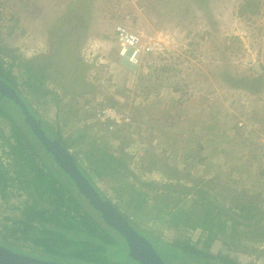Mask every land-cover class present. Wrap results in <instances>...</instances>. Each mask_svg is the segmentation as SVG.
Instances as JSON below:
<instances>
[{
	"label": "rangeland",
	"instance_id": "obj_1",
	"mask_svg": "<svg viewBox=\"0 0 264 264\" xmlns=\"http://www.w3.org/2000/svg\"><path fill=\"white\" fill-rule=\"evenodd\" d=\"M245 1L93 0L78 7L75 18L64 16L72 0H0V57L8 65L12 56L25 62L47 54L49 25L65 17L58 31L59 45L73 62L78 53L84 66L76 61L73 67L70 62L69 83L58 63L62 59L49 60L43 79L48 94H31L29 103L42 121L72 143L68 151L88 174L95 175L87 157L97 149L125 161L128 172L140 182H178L207 190L226 208L254 201L264 210V162L256 147L264 133V0H258V13L241 15ZM118 27L142 37L152 48L150 54L136 64L121 57ZM12 72L22 81L21 69ZM257 77L263 78L262 83L248 84ZM107 106L117 108L129 123L116 130L103 126L96 111ZM0 127L9 132L5 121ZM11 160L0 156L5 165ZM94 181L111 203L135 216L140 229L153 238L166 243L189 239L198 248L202 245L200 230L170 228L166 217L156 220L158 226L152 222L155 207H161L158 197L164 200L166 195L160 189L150 192L146 209L135 215L126 207L127 197L118 198L120 182ZM127 182L128 187L140 189L138 180L129 177ZM14 185L5 199L0 197V245L15 244L29 252L23 255L39 259L43 249L16 240L5 227L10 225L8 218H21L29 198ZM193 200L188 197L179 205L190 208ZM245 235L230 249L225 246L227 237L219 235L213 250L242 263L264 264V243L254 244ZM70 237L100 242L84 229L72 231ZM162 255L166 264H205ZM106 258L109 262L68 260L133 264L127 249L119 255L113 248Z\"/></svg>",
	"mask_w": 264,
	"mask_h": 264
},
{
	"label": "trees",
	"instance_id": "obj_2",
	"mask_svg": "<svg viewBox=\"0 0 264 264\" xmlns=\"http://www.w3.org/2000/svg\"><path fill=\"white\" fill-rule=\"evenodd\" d=\"M90 1L93 0H72L70 12L64 16L76 18L78 7H86L87 2ZM259 6L258 0H246L240 7V14H256ZM62 19L59 23L54 21L49 25L50 49L47 54L39 55L25 62L17 56H12L10 65H6V62L0 57V78L14 89L19 99L24 102L46 134L68 150L72 143L68 144L62 138L60 130L54 131L52 126L50 127L42 121L36 109L29 103L31 94L41 93V97L48 94L43 87L44 73L48 67L50 68L49 60L53 62L55 57L62 59V62H58L62 65V76L69 77V83H71L69 73L72 68L70 62L73 59L71 60L68 54L66 55L61 49L62 46L59 45V42L62 39L58 38V31L62 28ZM66 57L69 58V61ZM74 58L83 65L78 53L75 54ZM45 61H48L47 64ZM74 62L72 61V65L76 67ZM13 68L21 69L22 81H19L17 75L12 72ZM262 80V77L253 78L248 84L262 83ZM15 107L21 114L14 109ZM93 115L95 114L93 113ZM96 116L98 118V114ZM1 121H5L9 125V132H4L5 130L0 127V156L6 159L12 158V160L8 165L0 162V197L5 199L8 196L9 187H15L14 184H16L17 190H24L29 197L23 204L21 218L19 220L7 219L10 225L7 224L5 227L11 236L24 242L23 244L28 243L33 247L43 249L45 253L39 257L41 260L75 264L68 259L95 258L109 262V259L106 258L107 254L115 248L119 255L121 253L125 255L127 249V257L133 264H138L131 259L125 240L103 222L100 214L88 204L79 192L74 181L63 172L52 155L46 152L32 134L25 123V115L20 106L0 94V123ZM101 124L105 126V123ZM107 125L110 126V124ZM79 138L84 137L80 136ZM100 153L102 154L100 155ZM87 158L89 159V166L93 167L94 176L88 174L76 158L74 159L77 166L103 198L107 199L95 184L94 179L118 181L120 182L118 198L121 201L127 197L126 207L131 209L133 214L140 215L146 209L150 192L154 188H158L166 195L164 200H159L158 197L157 200L161 207H155L157 212L152 222L158 226L156 220L166 217V225L170 228L173 227L178 230L184 227L192 231L200 230L201 237L199 239H203L200 248L192 245L189 239H176L171 243H166L159 237L153 238L148 230L140 229L141 225L135 216H127L111 203L121 220L134 232L145 235L162 259V254H164L173 259L186 260L190 258L199 263L203 261L205 264H214L216 261L221 264H247L239 262L236 258H231L228 254L213 250L215 243L220 241L219 235L227 237L225 246L229 249L245 234H247L245 236H249L248 240L254 244L264 243V210L254 201L237 203L234 207L226 208L216 200V196H212L207 190L188 187L178 182L162 185L153 182H140L134 173L128 172L130 170L127 163L121 161L113 153L92 149ZM51 163H54V168H52ZM126 172L128 174L125 176ZM262 173L264 174V172ZM126 177L138 180L141 184L140 189L135 188L134 185L128 187L130 184ZM192 196L194 200L190 208L179 205L182 200ZM239 228L243 230L239 231ZM81 229H84L89 236L91 235L94 239L97 238L100 242L70 237L72 231L78 232ZM6 244L10 246L7 247L12 251H19V254L26 255L29 253L15 244Z\"/></svg>",
	"mask_w": 264,
	"mask_h": 264
},
{
	"label": "water",
	"instance_id": "obj_3",
	"mask_svg": "<svg viewBox=\"0 0 264 264\" xmlns=\"http://www.w3.org/2000/svg\"><path fill=\"white\" fill-rule=\"evenodd\" d=\"M260 70V69H259ZM0 94L13 101L22 109L25 123L47 153L51 154L57 165L76 184L79 192L88 204L96 210L103 222L119 234L126 242L130 257L138 264H166L152 243L143 234L134 232L111 205L108 199L103 198L86 175L77 166L72 154L62 145L52 140L40 127L31 115L24 102L5 81L0 78ZM0 264H61L53 261H44L19 254L0 245Z\"/></svg>",
	"mask_w": 264,
	"mask_h": 264
},
{
	"label": "built area",
	"instance_id": "obj_4",
	"mask_svg": "<svg viewBox=\"0 0 264 264\" xmlns=\"http://www.w3.org/2000/svg\"><path fill=\"white\" fill-rule=\"evenodd\" d=\"M117 42L120 56L133 64H136L144 55H148L152 51L149 44H144L142 37L127 28L118 27ZM96 113L98 114L100 123L110 124L109 129L111 130H115L121 124H127L130 121L129 118L125 117L117 108L112 106L97 109ZM256 145L264 162V133L258 136Z\"/></svg>",
	"mask_w": 264,
	"mask_h": 264
},
{
	"label": "clouds",
	"instance_id": "obj_5",
	"mask_svg": "<svg viewBox=\"0 0 264 264\" xmlns=\"http://www.w3.org/2000/svg\"><path fill=\"white\" fill-rule=\"evenodd\" d=\"M116 130V129H115Z\"/></svg>",
	"mask_w": 264,
	"mask_h": 264
}]
</instances>
